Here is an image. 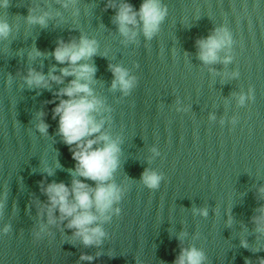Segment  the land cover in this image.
Here are the masks:
<instances>
[{
	"label": "water",
	"instance_id": "95a60500",
	"mask_svg": "<svg viewBox=\"0 0 264 264\" xmlns=\"http://www.w3.org/2000/svg\"><path fill=\"white\" fill-rule=\"evenodd\" d=\"M120 2L9 0L0 7V19L12 26L0 40V264H173L190 246L204 252V264L246 258L256 264L264 257L251 250L264 249V234L252 222L264 205L258 192L264 186V0H162L167 15L159 31L146 39L137 28L134 41L121 36L116 9L106 7ZM127 2L138 9L141 0ZM44 13L45 26L27 19ZM218 27L233 42L218 62L205 65L196 41ZM81 36L97 43L88 61L96 69L91 87L107 109L98 117L102 130L119 138L113 181L123 189L114 205L119 212L101 225L105 236L89 246L58 213L49 224L42 208L41 182L72 180L75 162L47 103L71 77L50 82L51 90L24 83L29 69L47 74L53 65L63 67L51 55L57 42ZM33 48L47 55L30 59ZM110 64L134 77L127 94L111 88ZM38 112L46 135L35 126ZM145 169L161 175L157 188L141 182ZM82 254L93 259L81 260Z\"/></svg>",
	"mask_w": 264,
	"mask_h": 264
},
{
	"label": "clouds",
	"instance_id": "9594fccd",
	"mask_svg": "<svg viewBox=\"0 0 264 264\" xmlns=\"http://www.w3.org/2000/svg\"><path fill=\"white\" fill-rule=\"evenodd\" d=\"M9 0H0V7L7 8ZM62 6L67 7V4ZM114 7L116 14L113 22L117 30L126 41H134L137 37L136 29L146 39H151L160 29V25L167 15V9L162 0H141L138 9H135L127 0L118 4H109ZM48 13L40 16L29 15L30 23L41 26L46 25ZM12 32V26L6 19H0V40L7 39ZM232 34L225 27H218L206 38L196 41L198 46V59L205 65L218 62V55L222 50L227 51L232 44ZM97 54V43L94 39L81 36L78 41L67 43L58 41L51 55L59 65H64L58 70L53 65L47 74L29 69L24 77V83L29 88H45L51 90V83L64 84L66 77L71 79L53 92V99L47 101L52 104V119L57 120V135L68 146L71 158L75 162L74 168L68 169L72 176L70 185L63 182H51L43 185L41 190L47 197V204L42 208L46 210L48 223L56 222L54 213H58L60 221L67 220L66 227L73 229V237H78L85 246L98 245L105 236L101 225L110 219L111 213L119 212L114 205L120 201L123 189L113 181V175L119 166V138H112L108 132L103 131L104 119L98 118L102 111H106L103 101L98 98L91 85L94 83L95 66L88 61ZM47 53H41L33 48L29 58L35 59ZM230 55L223 57V62L228 63ZM113 75L111 88H119L127 92L135 83L126 69L119 65H109ZM58 71L59 74H56ZM235 75V73L233 74ZM246 96L241 94L238 103L244 104ZM44 113H36V128L41 134H47L48 124L42 117ZM52 175V169H45ZM80 177L82 179H77ZM141 182L150 189L159 186L161 175L155 171L145 169L141 173ZM93 182L92 185L85 183ZM264 198V186L258 189ZM195 212L196 209H193ZM200 214L207 215L206 209H200ZM258 215L252 217L255 231L264 234V205L256 209ZM231 221L229 220V223ZM6 225L2 230L7 233ZM41 226V231H43ZM39 236V233L36 234ZM183 235V234H181ZM240 246L248 248V243L241 241ZM253 252L264 251L261 248L251 249ZM81 260L91 261L92 256L82 254ZM204 252L195 246L181 248L173 264H204ZM244 264H252L245 259ZM256 264H264V257H257Z\"/></svg>",
	"mask_w": 264,
	"mask_h": 264
}]
</instances>
